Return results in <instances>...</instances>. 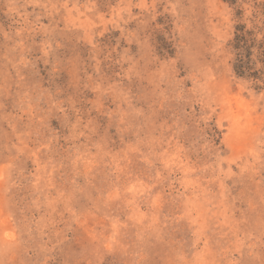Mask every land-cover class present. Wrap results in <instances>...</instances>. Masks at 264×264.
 <instances>
[{
  "label": "rangeland",
  "instance_id": "rangeland-1",
  "mask_svg": "<svg viewBox=\"0 0 264 264\" xmlns=\"http://www.w3.org/2000/svg\"><path fill=\"white\" fill-rule=\"evenodd\" d=\"M0 264H264V0H0Z\"/></svg>",
  "mask_w": 264,
  "mask_h": 264
},
{
  "label": "trees",
  "instance_id": "trees-1",
  "mask_svg": "<svg viewBox=\"0 0 264 264\" xmlns=\"http://www.w3.org/2000/svg\"><path fill=\"white\" fill-rule=\"evenodd\" d=\"M253 44L254 39L252 33L246 31L244 26L238 27L233 41V49L236 52L235 71L239 76L247 75L252 78H257L256 76L259 75V71H256L253 67Z\"/></svg>",
  "mask_w": 264,
  "mask_h": 264
}]
</instances>
